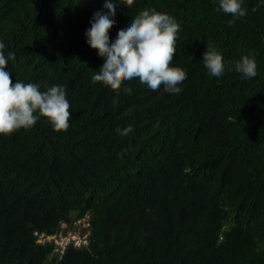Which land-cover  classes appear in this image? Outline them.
<instances>
[{
	"label": "trees",
	"instance_id": "trees-1",
	"mask_svg": "<svg viewBox=\"0 0 264 264\" xmlns=\"http://www.w3.org/2000/svg\"><path fill=\"white\" fill-rule=\"evenodd\" d=\"M102 3L0 0L10 78L64 86L71 112L66 132L40 117L0 136V264H264V6L244 0L229 27L217 0H120L110 36L141 10L166 13L181 25L171 66L187 70L178 95L138 79L127 95L92 79L104 54L84 32ZM244 56L254 78L228 70ZM86 216V247L37 242Z\"/></svg>",
	"mask_w": 264,
	"mask_h": 264
},
{
	"label": "clouds",
	"instance_id": "clouds-1",
	"mask_svg": "<svg viewBox=\"0 0 264 264\" xmlns=\"http://www.w3.org/2000/svg\"><path fill=\"white\" fill-rule=\"evenodd\" d=\"M124 3L131 5L133 0H124ZM243 3L244 0H217L218 11L230 14L233 18L228 21L229 27L235 20L246 16L247 9L242 6ZM119 4L120 0H103L101 9L92 14L89 27L84 32L85 43L89 48L96 50L97 55L104 54L100 66L93 69L92 79L107 81L117 92L123 91L127 95L131 94V88H121V85L133 79H138L152 91L163 86L168 93L180 94L181 85L187 79V70L171 65L181 25L166 13L144 9L132 16L126 24L118 25L115 35L110 36L109 26L116 20L115 13ZM258 5L264 6V0H258ZM4 49L5 44L0 41V136L29 129L40 117L46 118L53 130L66 132L71 112L65 87L53 85L46 91H40V86L35 83L13 82L6 68L9 61L15 59V54L8 52L5 55ZM201 61L213 77L220 78L226 70L223 56L212 45L205 48ZM228 70H234L243 79L257 75L255 59L247 56L231 62ZM116 100L114 96L113 102ZM133 131L130 124L123 129H116L121 136ZM55 234L36 232L37 242L54 243L47 239ZM41 237L45 240L40 241ZM75 241L79 243L75 244ZM69 244L76 248L86 247L87 236L81 240H69L65 244L54 243V253L61 255Z\"/></svg>",
	"mask_w": 264,
	"mask_h": 264
},
{
	"label": "rangeland",
	"instance_id": "rangeland-1",
	"mask_svg": "<svg viewBox=\"0 0 264 264\" xmlns=\"http://www.w3.org/2000/svg\"><path fill=\"white\" fill-rule=\"evenodd\" d=\"M89 232V221L88 217H84L81 220L76 221L71 226L63 223L61 230L54 236H50L47 240H53L56 245L65 244L69 240L78 239L81 240L84 236H87ZM45 238L41 237L40 241H44Z\"/></svg>",
	"mask_w": 264,
	"mask_h": 264
},
{
	"label": "built area",
	"instance_id": "built-area-1",
	"mask_svg": "<svg viewBox=\"0 0 264 264\" xmlns=\"http://www.w3.org/2000/svg\"><path fill=\"white\" fill-rule=\"evenodd\" d=\"M79 242L78 241H75V244H78Z\"/></svg>",
	"mask_w": 264,
	"mask_h": 264
}]
</instances>
